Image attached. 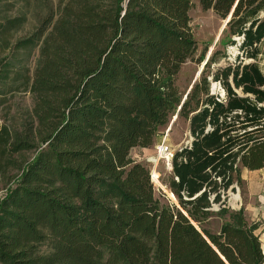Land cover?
Here are the masks:
<instances>
[{
	"label": "trees",
	"instance_id": "trees-1",
	"mask_svg": "<svg viewBox=\"0 0 264 264\" xmlns=\"http://www.w3.org/2000/svg\"><path fill=\"white\" fill-rule=\"evenodd\" d=\"M57 1L55 18L17 41L0 70L7 80L20 51L38 48L32 75L12 77L23 78L32 107L0 124V176L10 182L0 264H264L259 224L242 209L217 233L204 228L216 179L227 188L241 169L264 168V0H197L221 20L230 15L228 43L241 38L252 62L202 70L185 99L175 78L197 51L194 0ZM22 22L6 20L1 35ZM223 58L215 51L204 67ZM209 75L224 100L210 94ZM175 113L193 140L174 154L167 189L176 203H165L130 152L151 147Z\"/></svg>",
	"mask_w": 264,
	"mask_h": 264
},
{
	"label": "rangeland",
	"instance_id": "rangeland-1",
	"mask_svg": "<svg viewBox=\"0 0 264 264\" xmlns=\"http://www.w3.org/2000/svg\"><path fill=\"white\" fill-rule=\"evenodd\" d=\"M57 7V0H0V26L9 19L17 18L23 20L22 24L17 29L11 30L9 33L3 35H1L2 30L0 27V70L2 69L5 57L11 52L10 48H12L17 41L30 37L35 32L40 22L50 17V15L55 18ZM189 17L197 51L193 58L188 60L181 67L180 72L175 78V85L183 94V97L184 94L191 89L194 82L199 79L202 70L204 74H213L217 70L223 69L229 65H237L239 62L245 65L252 62L242 56V51L240 49L241 38H233L234 45H230L228 43V37H226L224 32L225 20H221L211 10L203 11L197 0L192 2ZM261 18H264V11L261 14ZM223 23L224 27H221ZM2 39H5L6 43H2ZM215 51L224 54L225 58L212 64L209 68H205V61H207L209 56ZM37 53V47L20 51L18 61L14 62L10 67V77L7 80H0V124L3 122L7 124L14 121L20 122V119L25 113L31 109L33 102L32 96L28 91H24L23 78L13 83L12 77H15L18 72H25L26 69H28L29 74L32 75L38 57ZM202 53L205 55L204 61L198 63ZM258 64L262 73H264V51H262V54L259 56ZM231 78L232 77L229 79L230 82ZM211 79L212 77L209 75L210 94L220 100H224L226 94L222 86L218 82H213ZM235 91L237 94L241 95L239 90ZM250 98L252 97L250 96ZM210 131L211 128L207 126L205 133ZM192 140L193 138L189 132V123L177 117L175 113L171 116L168 124L159 129L153 145L147 148V151L143 153L140 151V148H134L130 152V157L135 160L136 163H141L149 169L150 180L153 184L155 195L162 202L176 203V200L167 189L168 180L172 176V163L168 165L164 160H158L157 163L155 162L157 160L156 146L165 141L166 145L171 146L175 152H178L181 148L190 146ZM14 173L16 172L12 174ZM250 178L256 180L257 176L254 173L251 174L241 169L239 180L234 178L227 188H223L220 178L216 179L219 187L217 191L219 199L213 202L214 195H210V210L213 214L208 219L204 228L211 233H217L220 226L228 221V215L231 212L242 209L244 218L248 224L258 223L260 225L255 234L259 237L261 249L264 254V211L262 212L263 217L259 216V221H256V217H250L244 210L245 207L249 206V202L251 201L249 192ZM9 186L10 182H8V179H3L0 176V198L6 194ZM169 195H171L173 199H171ZM254 204L255 201L252 202V205ZM220 210H225L227 213L221 217L219 216ZM39 251L40 253H48V248L46 245H42L39 247Z\"/></svg>",
	"mask_w": 264,
	"mask_h": 264
},
{
	"label": "crops",
	"instance_id": "crops-1",
	"mask_svg": "<svg viewBox=\"0 0 264 264\" xmlns=\"http://www.w3.org/2000/svg\"><path fill=\"white\" fill-rule=\"evenodd\" d=\"M140 151L144 153L145 151H147V149L140 148ZM263 171L264 168L256 171H248L251 174L254 173L257 176V179L256 180H253L252 178L249 179V192L251 195L250 196L251 201L249 202V206L245 207L244 210L246 213L249 214L250 217L253 216L256 217L257 219L256 221H259L258 218L259 216L263 217L262 212L264 211V172ZM253 201H255L254 205H252Z\"/></svg>",
	"mask_w": 264,
	"mask_h": 264
},
{
	"label": "built area",
	"instance_id": "built-area-1",
	"mask_svg": "<svg viewBox=\"0 0 264 264\" xmlns=\"http://www.w3.org/2000/svg\"><path fill=\"white\" fill-rule=\"evenodd\" d=\"M180 150H178V151H180ZM174 154H175V151L171 148V146L166 145L165 141H163L161 144L156 146L157 160L155 162L157 163L158 160H164L166 162V164L169 165V164H171V161L174 157Z\"/></svg>",
	"mask_w": 264,
	"mask_h": 264
},
{
	"label": "water",
	"instance_id": "water-1",
	"mask_svg": "<svg viewBox=\"0 0 264 264\" xmlns=\"http://www.w3.org/2000/svg\"><path fill=\"white\" fill-rule=\"evenodd\" d=\"M128 1V0H127ZM229 19H230V15L226 18V20L224 21L225 22V25H226V23L229 21ZM187 94V93H186ZM185 97H186V95L184 96V99H185ZM173 196V195H172Z\"/></svg>",
	"mask_w": 264,
	"mask_h": 264
},
{
	"label": "bare ground",
	"instance_id": "bare-ground-1",
	"mask_svg": "<svg viewBox=\"0 0 264 264\" xmlns=\"http://www.w3.org/2000/svg\"><path fill=\"white\" fill-rule=\"evenodd\" d=\"M221 27H224V23H223V25L221 26ZM219 31V30H218ZM217 38V37H216ZM211 50V49H210ZM199 73V72H198ZM166 141V140H165ZM169 197L171 198V199H173V197L171 196V195H169Z\"/></svg>",
	"mask_w": 264,
	"mask_h": 264
}]
</instances>
